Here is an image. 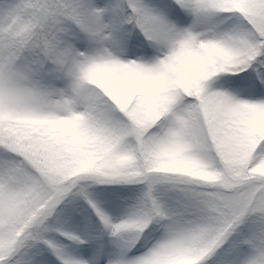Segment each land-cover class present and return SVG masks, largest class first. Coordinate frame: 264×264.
<instances>
[{"label": "snow or ice", "instance_id": "1", "mask_svg": "<svg viewBox=\"0 0 264 264\" xmlns=\"http://www.w3.org/2000/svg\"><path fill=\"white\" fill-rule=\"evenodd\" d=\"M0 264H264V0H0Z\"/></svg>", "mask_w": 264, "mask_h": 264}]
</instances>
